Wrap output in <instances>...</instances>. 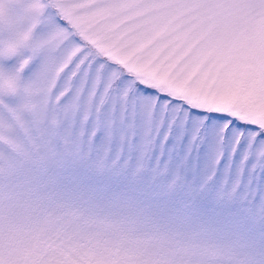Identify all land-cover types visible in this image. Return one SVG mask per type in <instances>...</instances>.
<instances>
[{
	"label": "snow or ice",
	"instance_id": "obj_1",
	"mask_svg": "<svg viewBox=\"0 0 264 264\" xmlns=\"http://www.w3.org/2000/svg\"><path fill=\"white\" fill-rule=\"evenodd\" d=\"M0 264H264V0H0Z\"/></svg>",
	"mask_w": 264,
	"mask_h": 264
}]
</instances>
